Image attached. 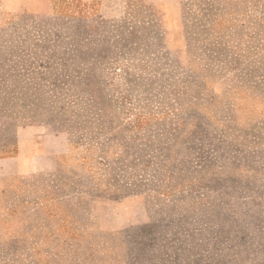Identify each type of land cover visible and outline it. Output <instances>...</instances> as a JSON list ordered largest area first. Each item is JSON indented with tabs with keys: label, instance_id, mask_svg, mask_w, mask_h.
Returning <instances> with one entry per match:
<instances>
[{
	"label": "rangeland",
	"instance_id": "rangeland-1",
	"mask_svg": "<svg viewBox=\"0 0 264 264\" xmlns=\"http://www.w3.org/2000/svg\"><path fill=\"white\" fill-rule=\"evenodd\" d=\"M0 163V264H264V0H0Z\"/></svg>",
	"mask_w": 264,
	"mask_h": 264
},
{
	"label": "crops",
	"instance_id": "crops-1",
	"mask_svg": "<svg viewBox=\"0 0 264 264\" xmlns=\"http://www.w3.org/2000/svg\"><path fill=\"white\" fill-rule=\"evenodd\" d=\"M0 166H1V163H0ZM17 171H18V169H16V167L15 168L11 167V169H8L7 167H0V179H3L4 177H6L8 175L14 174Z\"/></svg>",
	"mask_w": 264,
	"mask_h": 264
}]
</instances>
